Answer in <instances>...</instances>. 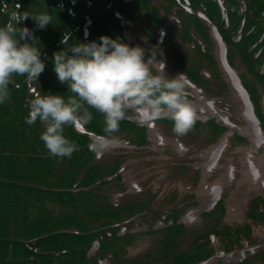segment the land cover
<instances>
[{
	"label": "trees",
	"instance_id": "trees-1",
	"mask_svg": "<svg viewBox=\"0 0 264 264\" xmlns=\"http://www.w3.org/2000/svg\"><path fill=\"white\" fill-rule=\"evenodd\" d=\"M168 1L170 6L180 8L178 13H190L182 7L187 1L192 9L201 7L226 43L231 66L234 67L236 50L248 71L264 86V0H247L244 9L239 0H222L229 21L225 19L217 0ZM5 2L9 11L19 4L21 7L17 11L30 16L17 26L33 31L39 41L37 46L45 68L37 80L14 76L9 85L10 100L0 104V264H100L109 256L118 259L122 250L135 242L136 235L129 232L118 234V224L130 206L113 205L101 191L120 177L107 179L104 167L97 163L95 153L88 148L90 134H103V117L91 110L93 120L81 126L84 132L77 127H65V135L77 141L79 151L63 158L53 157L45 149L39 138L43 125L39 121L29 124L25 118L29 114V102L36 92L41 95H71L68 85L60 83L54 72L53 54L64 49L60 43L62 39H66L68 45L99 42V37L103 35L116 39L118 36L107 26H117L113 13L106 15L108 4L125 9L127 16L141 5L145 8L155 5L151 0H0V8ZM43 12L51 15L52 23L39 29L31 16ZM153 19L151 23L146 22L145 33L152 34L157 40L155 30L162 24L158 9ZM7 20L8 16L0 12V26ZM198 25L206 29L202 21ZM205 33L208 34L207 31ZM119 38L126 43L124 36ZM210 60L213 64L217 63L213 54ZM241 78L264 129L261 92L251 87L247 74ZM209 124L216 136H222L227 131L215 120ZM118 133L131 135L127 140L133 141L136 146L149 142L147 128L131 120H122ZM263 204L264 198L253 200L249 216L253 221L264 215ZM175 211L165 212L162 229L150 230V234L161 235L159 242L167 248L177 247L178 239L186 231V226L179 222L182 212ZM218 212H225L223 200L203 216L212 217ZM151 214L161 219L160 211L152 209ZM234 232L230 227L216 229L217 234H225L229 238L228 242ZM97 242L99 247L93 251ZM197 242L198 251H201L205 241L200 239ZM150 256L146 254L144 260L135 264H146L144 261ZM254 257L264 263V256L256 254L239 264H252L251 258ZM181 258L178 257V262L174 264L181 263Z\"/></svg>",
	"mask_w": 264,
	"mask_h": 264
},
{
	"label": "rangeland",
	"instance_id": "rangeland-1",
	"mask_svg": "<svg viewBox=\"0 0 264 264\" xmlns=\"http://www.w3.org/2000/svg\"><path fill=\"white\" fill-rule=\"evenodd\" d=\"M151 1L162 18V24L155 30L157 40L152 34L145 33L146 22L151 23L157 15V9L151 4L147 8L141 5L132 10L130 16H127L125 9L108 4L106 15L113 13L117 26H107L116 36H124L130 46L143 48L145 59L152 51H157V59L165 61V72L169 78L175 77L177 73L185 74L190 92L189 100L196 112L195 121L202 124L194 125L188 134L178 137L172 131L170 120L162 118L143 121L140 114L129 111L125 118L147 126L148 144L133 146L135 143L127 140L131 135L117 133L114 135L116 146L95 153V159L104 167L107 179L117 175L120 177L104 186L101 194L107 196L115 206H130L128 213L118 224V234L125 235L129 232L136 235L135 242L122 250L118 259L109 256L100 264H135L144 260L146 254L151 255L144 261L146 264H174L178 262V257H183L178 264H239L256 252L264 256V224L261 223V220L264 222V215L256 221L249 217L253 200L264 198V144L257 147L240 130H234L246 141L231 136L219 165L206 176L209 148L219 144L227 135L219 138L214 133V128L206 122L216 119L218 123L225 125L222 118L229 117L240 129H246L249 125L243 114V100L233 90L220 58V45L224 42L201 7L192 9L187 1L182 5L190 12L186 14L178 13L180 8L170 6L168 0ZM239 1L244 9L247 0ZM200 21L206 25V29L198 25ZM212 54L216 64L210 60ZM233 59L234 72L238 75L247 74L251 87L260 90L264 114V86L248 71L236 50ZM197 90L204 96L200 97ZM208 103L214 105V111L208 108ZM77 129L83 132L81 127ZM228 129V134L234 133L231 128ZM155 130L164 136L162 142ZM254 149L256 165L261 166L263 172L260 183L248 178L245 164V153ZM229 166L232 167L231 174ZM206 178L211 183L223 184L221 195L212 202L208 193L201 189ZM222 199L224 213L218 212L212 217L203 216L212 211ZM233 203L239 205L236 213L230 212ZM152 209L161 212V219L154 218ZM171 209L182 212L180 222L186 226V231L178 239L177 247L167 248L159 242L161 235L150 234V230L162 229L165 212ZM262 210L264 211V204ZM190 214L194 217L193 220L188 219ZM218 227L222 230L229 227L234 229L230 238L232 240L228 242L229 238L225 234H217ZM200 239L205 243L202 245L203 249L198 251L197 241ZM98 247L97 242L93 251ZM209 254L212 257L209 258ZM251 261L252 264H263L262 260L255 257Z\"/></svg>",
	"mask_w": 264,
	"mask_h": 264
},
{
	"label": "clouds",
	"instance_id": "clouds-1",
	"mask_svg": "<svg viewBox=\"0 0 264 264\" xmlns=\"http://www.w3.org/2000/svg\"><path fill=\"white\" fill-rule=\"evenodd\" d=\"M20 7L15 4L9 11L5 2L0 8L8 16L6 24L0 26V104L10 100L9 85L14 76L37 80L45 68L33 31L17 26L30 17L18 12ZM31 18L39 29L52 23L48 12ZM60 43L64 49L53 54L54 72L60 83L68 85L71 95L36 92L25 118L29 124L39 121L43 125L39 138L51 156L63 158L79 151L77 141L65 135V127L90 123L91 110L99 113L104 122L103 134H90L88 148L94 153L116 146L114 134L129 111L140 114L141 119L170 120L178 137L192 130L196 112L189 100L188 80L184 73L169 78L165 61L157 59V51L145 59V50L140 46L106 35L100 36L99 42L68 45L62 39Z\"/></svg>",
	"mask_w": 264,
	"mask_h": 264
},
{
	"label": "bare ground",
	"instance_id": "bare-ground-1",
	"mask_svg": "<svg viewBox=\"0 0 264 264\" xmlns=\"http://www.w3.org/2000/svg\"><path fill=\"white\" fill-rule=\"evenodd\" d=\"M220 40V39H219ZM221 41V40H220ZM224 45H220V58L223 63V67L225 71H227L230 81H233L232 84H235L236 81H238L237 74L230 68L227 59L225 58V50ZM200 97H203L204 94L201 93V91L197 90ZM244 98V105H243V114L248 122V127L246 129H240L237 125H235L229 117H223L222 122L227 125L229 128H231L232 131L240 130V132L244 135L249 137L256 145L257 147H261L262 144H264V134L262 133V130L260 129L258 119L256 118L254 114L253 107L250 103V99L246 93H241ZM208 108H210L212 111L215 110L214 105L211 103H208ZM149 119L145 118L143 121H148ZM151 120V119H150ZM234 131V132H235ZM155 134L158 137L159 141H163V135L160 134L157 130H155ZM233 132H230L227 136L222 139V141L209 148L208 150V161L206 163L207 166V174L210 173V171L217 167L223 158L225 152L227 151V148L229 146V141L231 136L233 135ZM245 164L247 166V175L250 180L256 181L260 183L263 179V172L261 166H257L255 162V149L251 150L249 152L245 153ZM229 173H232V167L229 166ZM201 189L208 193V196L210 198V201H215L219 195H221L223 184L220 182L211 183L207 178L204 180ZM239 211V205L237 203H233V206L230 209L231 213H236ZM192 214L188 216V219L193 220Z\"/></svg>",
	"mask_w": 264,
	"mask_h": 264
},
{
	"label": "water",
	"instance_id": "water-1",
	"mask_svg": "<svg viewBox=\"0 0 264 264\" xmlns=\"http://www.w3.org/2000/svg\"><path fill=\"white\" fill-rule=\"evenodd\" d=\"M238 86H239V85H237V84H236V86H234V87H235V89H237V90H238V89H239V87H238Z\"/></svg>",
	"mask_w": 264,
	"mask_h": 264
}]
</instances>
